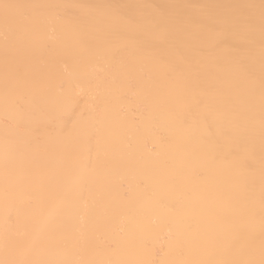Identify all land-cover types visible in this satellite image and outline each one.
Masks as SVG:
<instances>
[{
  "label": "bare ground",
  "instance_id": "1",
  "mask_svg": "<svg viewBox=\"0 0 264 264\" xmlns=\"http://www.w3.org/2000/svg\"><path fill=\"white\" fill-rule=\"evenodd\" d=\"M0 264H264V0H0Z\"/></svg>",
  "mask_w": 264,
  "mask_h": 264
}]
</instances>
